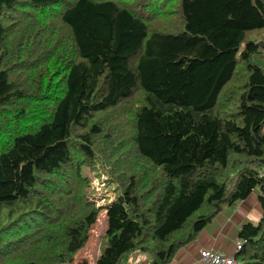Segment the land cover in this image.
I'll list each match as a JSON object with an SVG mask.
<instances>
[{"label":"trees","instance_id":"1","mask_svg":"<svg viewBox=\"0 0 264 264\" xmlns=\"http://www.w3.org/2000/svg\"><path fill=\"white\" fill-rule=\"evenodd\" d=\"M263 124L264 0H0V264H70L100 210L93 264H165L253 190L264 264Z\"/></svg>","mask_w":264,"mask_h":264},{"label":"crops","instance_id":"2","mask_svg":"<svg viewBox=\"0 0 264 264\" xmlns=\"http://www.w3.org/2000/svg\"><path fill=\"white\" fill-rule=\"evenodd\" d=\"M261 214L256 191L232 206L217 212L193 239L180 246L165 264H202L198 259L200 248L212 249L233 255L238 227L246 222H256ZM137 262L145 264V254H134Z\"/></svg>","mask_w":264,"mask_h":264},{"label":"rangeland","instance_id":"3","mask_svg":"<svg viewBox=\"0 0 264 264\" xmlns=\"http://www.w3.org/2000/svg\"><path fill=\"white\" fill-rule=\"evenodd\" d=\"M261 131L264 133V124ZM86 173L90 178V183L87 188L88 195H90L92 198L91 200L95 202L96 206H99L105 201L111 199L112 196L117 192L116 190H113L114 186L116 185L110 181L102 168L98 167L95 169V171H86ZM104 231L105 216L104 212L100 210L94 224H92L90 227L86 244L74 255L70 264H93L99 249H101L105 243V238L102 237ZM142 253L145 254L144 252H135L130 255L133 264H141L137 262L134 254Z\"/></svg>","mask_w":264,"mask_h":264},{"label":"built area","instance_id":"4","mask_svg":"<svg viewBox=\"0 0 264 264\" xmlns=\"http://www.w3.org/2000/svg\"><path fill=\"white\" fill-rule=\"evenodd\" d=\"M240 240L234 242V250L240 249ZM198 259L202 264H234L233 255L223 254L221 252L200 248L198 251Z\"/></svg>","mask_w":264,"mask_h":264},{"label":"water","instance_id":"5","mask_svg":"<svg viewBox=\"0 0 264 264\" xmlns=\"http://www.w3.org/2000/svg\"><path fill=\"white\" fill-rule=\"evenodd\" d=\"M29 264H32V263H29Z\"/></svg>","mask_w":264,"mask_h":264}]
</instances>
